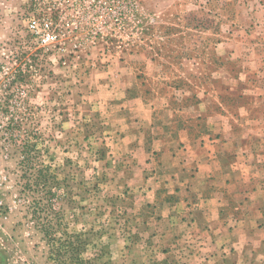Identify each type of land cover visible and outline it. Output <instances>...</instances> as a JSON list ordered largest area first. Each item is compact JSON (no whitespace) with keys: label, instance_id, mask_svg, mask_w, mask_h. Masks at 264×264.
I'll return each mask as SVG.
<instances>
[{"label":"rangeland","instance_id":"rangeland-1","mask_svg":"<svg viewBox=\"0 0 264 264\" xmlns=\"http://www.w3.org/2000/svg\"><path fill=\"white\" fill-rule=\"evenodd\" d=\"M128 15L127 0H0V264H72V251L56 256L49 226L79 235V258L96 264H206L195 242L170 244L160 211L137 202L136 125L108 92L131 59L140 87L126 96L174 102L200 86L235 113L240 67L225 50L262 31L264 0H136ZM33 16L57 35L50 45ZM46 167L69 175L53 196L28 186Z\"/></svg>","mask_w":264,"mask_h":264},{"label":"crops","instance_id":"crops-1","mask_svg":"<svg viewBox=\"0 0 264 264\" xmlns=\"http://www.w3.org/2000/svg\"><path fill=\"white\" fill-rule=\"evenodd\" d=\"M241 35L225 50L240 67L241 91L230 88L235 113L200 86L174 102L126 96L140 87L131 59L116 65L108 92L136 125L129 167L137 202L160 211L170 244L175 235L195 242L206 264L264 263V27Z\"/></svg>","mask_w":264,"mask_h":264},{"label":"trees","instance_id":"trees-1","mask_svg":"<svg viewBox=\"0 0 264 264\" xmlns=\"http://www.w3.org/2000/svg\"><path fill=\"white\" fill-rule=\"evenodd\" d=\"M18 126H20V123L16 124ZM23 150L26 152L30 151V147L29 146V142H24V144L22 145ZM69 178L68 176H65L63 179H60L58 177V174L53 173L50 171V169L48 167L46 168H41L38 170L35 179L28 180V186L30 187V189H32L34 187V189L37 190H41V191H45V194H47L48 196H53L54 194L52 193L53 191V187L55 186H60L62 183H67ZM59 218V222L61 223V218L60 215H58ZM62 224V223H61ZM57 226H59L60 229L61 226L59 224H57ZM51 231H56V228L54 226H49L48 227ZM51 231L46 230V236L50 237V240L52 242V245H54V250L56 253V256H61L63 255V253L67 252V251H72L73 252V256L71 258L72 264H96L94 260L92 259H81L79 258V253L81 250H83L85 248V244L84 241L80 238L79 235H67L68 233L65 232L64 235L66 236H54V234ZM69 260V262H71ZM68 262V261H66Z\"/></svg>","mask_w":264,"mask_h":264},{"label":"built area","instance_id":"built-area-1","mask_svg":"<svg viewBox=\"0 0 264 264\" xmlns=\"http://www.w3.org/2000/svg\"><path fill=\"white\" fill-rule=\"evenodd\" d=\"M127 4L129 9V15L127 16V18L128 20H130L131 18H134L133 13L135 11L136 0H127ZM116 21L119 25H121L122 18H118L116 19ZM41 25L42 23L39 21V18H35V16H33L32 19L30 18L29 27L31 28L33 33H36L39 37L40 35H42L41 41L45 45H50L52 42L56 40L57 35L53 31L50 30L45 31ZM42 30H44L45 32L42 33Z\"/></svg>","mask_w":264,"mask_h":264}]
</instances>
